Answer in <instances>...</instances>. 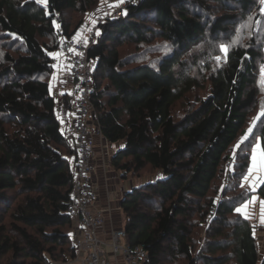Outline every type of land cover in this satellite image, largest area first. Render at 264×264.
Masks as SVG:
<instances>
[{"label": "trees", "instance_id": "obj_1", "mask_svg": "<svg viewBox=\"0 0 264 264\" xmlns=\"http://www.w3.org/2000/svg\"><path fill=\"white\" fill-rule=\"evenodd\" d=\"M130 1L98 22L88 51L96 120L106 140L123 144L111 166L123 179L155 173L120 201L128 242L148 250L145 264H264L254 222L237 210L254 193L240 186L250 145L233 156L261 95L264 31L220 60V46L203 41L239 23L230 3L245 12L255 0ZM98 2L0 0V31L14 47L0 54V264L75 257L67 209L76 142L62 121L73 95H54L50 53L75 36L65 12ZM217 5L223 12L209 14ZM259 135L264 148V116ZM257 192L264 198V182Z\"/></svg>", "mask_w": 264, "mask_h": 264}, {"label": "built area", "instance_id": "obj_2", "mask_svg": "<svg viewBox=\"0 0 264 264\" xmlns=\"http://www.w3.org/2000/svg\"><path fill=\"white\" fill-rule=\"evenodd\" d=\"M129 5L130 2L124 4L107 17L119 16ZM97 32L98 23L89 29L87 39L64 37L61 45L60 69L64 74L72 76L76 85L72 94L70 118L64 123L67 130L74 134L77 155L74 187L67 209L69 216L76 222L73 229L75 257L68 263L110 264V248L115 257L111 264H145L149 259L148 250L143 245L130 244L125 228L114 229L108 239L100 233L105 226L106 216L105 209L96 205L99 194L93 185L96 169L94 136L103 134L99 124L96 127L90 124L93 117L96 119L93 108L96 63L88 56L89 47L94 43ZM57 62L55 59V66ZM52 90L56 96L58 93L55 83ZM114 198H117L116 195Z\"/></svg>", "mask_w": 264, "mask_h": 264}, {"label": "rangeland", "instance_id": "obj_3", "mask_svg": "<svg viewBox=\"0 0 264 264\" xmlns=\"http://www.w3.org/2000/svg\"><path fill=\"white\" fill-rule=\"evenodd\" d=\"M24 1H32V0H24ZM37 2V0H34ZM131 2L130 0H99L98 4L91 10L87 12H82L78 10H67L65 12V19L70 22L72 25V30L74 28H77L73 35L79 36V37H84L85 33H88L91 22H97V20L102 21L103 17H107L108 15H111L114 13L115 10L121 8L124 4H128ZM43 8L47 9V0L46 3H40ZM230 5L235 8V12L237 15L236 19L239 21L237 25L234 24L232 29L225 34H222L220 37L215 38L212 35L209 34V32L206 33V37L204 38V43L208 42L209 45H215L216 49H218V46L221 44H232L233 40H237L239 44L241 45H248L253 41L252 36L254 35V31L258 29L259 27L264 31V2L262 0H255V5L249 8V10L243 12L241 10V5L240 3H230ZM218 7L214 9V12H211L209 14H220L222 13V9L220 8V5H217ZM126 10V9H125ZM124 11V10H122ZM251 18V19H250ZM98 21V22H99ZM97 22V23H98ZM242 25H247L246 27H241ZM264 35V34H263ZM89 37V33L87 34V38ZM12 39H6L1 31H0V54L3 55L9 50L10 48L14 49L12 45ZM237 42V43H238ZM259 44L262 46L264 44V36L263 39L259 42ZM123 46L124 52L126 55L130 54L132 52L133 46H131L129 43L124 44ZM203 45V44H202ZM236 45V44H235ZM135 46V44H134ZM201 46V45H200ZM203 49H209L211 48L210 46L207 47L206 44H204ZM134 50V49H133ZM130 51V52H129ZM220 57H222L221 54L223 52L220 49ZM133 53V52H132ZM58 54V53H57ZM59 55V54H58ZM58 55L55 56V59H57ZM224 55V54H223ZM264 63L261 64V75L259 76V87L261 89V95L259 97V102L257 104V108L255 112L253 113V117L251 118L250 122L246 126L244 132L241 134L239 137L237 143L234 146L233 149V156L236 155L238 150L243 147H249V156H250V164L247 173L242 177L240 181V186L243 187L244 189L252 190L254 193L251 195V197L247 200H251V198L258 193L257 189L260 186H257L258 183H260L263 179L261 177V174L259 172L255 171L251 175L255 176V179L251 178L252 176L249 175L250 169L252 168V155L254 153V148L255 145L260 144L262 148V141L261 137L259 135V128L261 125V121L263 116H260L262 108H264ZM94 111V115H95ZM260 117L259 119H256L257 117ZM246 137V138H245ZM144 174V178H136L134 177V182L135 184L140 183L142 180H150L155 178V173H147ZM230 173L227 172V174L224 176L223 179V186L222 189H224L225 184L228 182ZM121 177V176H120ZM130 180V178H128ZM264 182V181H263ZM262 182V183H263ZM261 183V184H262ZM260 184V185H261ZM4 209V208H3ZM5 213L8 215L9 213L5 211ZM245 217L252 219L254 222V233L256 235L258 227H262L259 222L264 220V218H251L243 214ZM76 222L73 221L72 224V229H71V241L73 243L74 240V232L73 229L75 228L76 225H74ZM69 229V228H68ZM202 241V240H201ZM260 255L262 257L263 251L260 250ZM6 260V259H5ZM109 263L111 264L114 262L115 257L114 256H109L108 257ZM3 262V260H1ZM165 264H175L170 260V257L167 256Z\"/></svg>", "mask_w": 264, "mask_h": 264}, {"label": "crops", "instance_id": "obj_4", "mask_svg": "<svg viewBox=\"0 0 264 264\" xmlns=\"http://www.w3.org/2000/svg\"><path fill=\"white\" fill-rule=\"evenodd\" d=\"M99 20H97L98 22ZM97 22H91L90 27H94ZM87 34L82 39H87ZM61 55L57 57L55 78L53 83H55L57 93L60 94H73L75 92V81L72 76L64 74L60 69ZM67 119H62L63 124L68 121L70 114L66 117ZM92 127H96L98 122L95 117L92 118L90 122ZM96 140V155H95V173L93 175V185L98 191V200L96 205L98 207L105 209L106 223L101 230L102 237L108 239L110 233L114 229L124 228L125 218L120 207V201L123 195L131 190L136 184L133 179H123L120 177L119 172H117L111 166L112 156L122 147V143H110L105 139L104 136L95 135ZM260 146V144H257ZM257 145H255L254 152L257 150ZM261 148V146H260ZM252 167V166H251ZM255 171H251V174ZM259 172V171H257ZM249 172V175H251ZM264 181V172H259ZM252 176V175H251ZM251 178L255 179L253 175ZM116 195L117 198H114ZM242 214H245L251 218H264V198H262L258 193H256L251 200L246 201L237 207V210ZM259 224L262 227H258L256 232V238L258 241L259 249L263 251L264 254V220L260 221ZM108 257L113 256L110 248H108Z\"/></svg>", "mask_w": 264, "mask_h": 264}, {"label": "snow or ice", "instance_id": "obj_5", "mask_svg": "<svg viewBox=\"0 0 264 264\" xmlns=\"http://www.w3.org/2000/svg\"><path fill=\"white\" fill-rule=\"evenodd\" d=\"M37 2L40 3H46V0H37ZM264 2V0H262ZM251 19V18H250ZM247 25H242L241 27H246ZM238 41L233 40L232 44H221L220 49L224 54V59L227 58L228 52L232 46H234ZM50 55H58L57 53H50ZM217 60H220L221 57H216ZM264 82V81H262ZM260 116H264V108H262ZM260 117L258 116L256 119H259ZM246 138V137H245ZM251 171H259V172H264V148H260L259 145H257V150L253 153L252 155V168L250 169V174ZM239 211V209H238Z\"/></svg>", "mask_w": 264, "mask_h": 264}, {"label": "water", "instance_id": "obj_6", "mask_svg": "<svg viewBox=\"0 0 264 264\" xmlns=\"http://www.w3.org/2000/svg\"><path fill=\"white\" fill-rule=\"evenodd\" d=\"M261 185H262V184H261ZM261 185H260V186H261Z\"/></svg>", "mask_w": 264, "mask_h": 264}]
</instances>
